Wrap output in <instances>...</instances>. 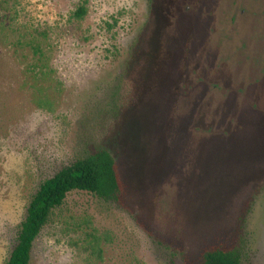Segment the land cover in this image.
Instances as JSON below:
<instances>
[{"label":"rangeland","instance_id":"rangeland-1","mask_svg":"<svg viewBox=\"0 0 264 264\" xmlns=\"http://www.w3.org/2000/svg\"><path fill=\"white\" fill-rule=\"evenodd\" d=\"M98 148L124 206L70 192L30 264H183L246 202L264 264V0H0V264L38 184Z\"/></svg>","mask_w":264,"mask_h":264},{"label":"trees","instance_id":"trees-1","mask_svg":"<svg viewBox=\"0 0 264 264\" xmlns=\"http://www.w3.org/2000/svg\"><path fill=\"white\" fill-rule=\"evenodd\" d=\"M84 14L83 5H79L73 12L76 18H81ZM72 191L86 192L120 206L125 204L126 186L114 158L108 151L98 148L76 158L52 176L43 179L31 194L18 227L15 244L4 264H30L36 237ZM246 203L240 211L237 227L205 242L196 258L182 256L183 264H242L245 240L241 224L246 213L250 211Z\"/></svg>","mask_w":264,"mask_h":264}]
</instances>
